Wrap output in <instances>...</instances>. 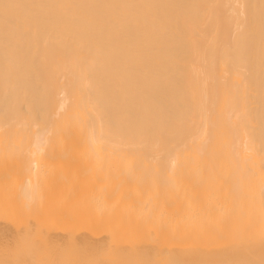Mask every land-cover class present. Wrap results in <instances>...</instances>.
<instances>
[{
    "label": "bare ground",
    "instance_id": "obj_1",
    "mask_svg": "<svg viewBox=\"0 0 264 264\" xmlns=\"http://www.w3.org/2000/svg\"><path fill=\"white\" fill-rule=\"evenodd\" d=\"M23 164L97 214L2 223L1 264H264V0H0L1 192Z\"/></svg>",
    "mask_w": 264,
    "mask_h": 264
},
{
    "label": "rangeland",
    "instance_id": "obj_2",
    "mask_svg": "<svg viewBox=\"0 0 264 264\" xmlns=\"http://www.w3.org/2000/svg\"><path fill=\"white\" fill-rule=\"evenodd\" d=\"M39 170H32L28 165H19L13 167L8 170L7 173L10 174L11 183L10 188L4 190V192L0 191V240H7L5 235L9 234L7 228L2 223H10L11 227H21V225L25 224L26 219H28L34 214H42L51 212L54 210L55 216L59 219L60 225H62L61 229H65V233H76L77 231L86 227V225L93 224L90 222L94 221L95 215L97 214V210L93 207L87 206L85 204L77 205L74 207L62 208L58 207V204L61 205L59 200L48 199V191L50 189L49 184L41 183L39 186V191L36 194L32 195V199L29 200L27 197H24L20 194V186L21 181L26 178L31 177L35 173L37 174ZM67 217L73 218L75 217L77 221V225L68 228L70 222ZM56 228L55 221H50L47 224L43 225V228L40 230H35L32 233L31 239L34 243L39 246L45 241L48 233L53 231ZM49 231V232H48ZM65 244H70L69 242H65ZM106 250V249H105ZM108 254V253H107ZM33 264H43L44 263V253L41 252L35 258ZM1 264V263H0Z\"/></svg>",
    "mask_w": 264,
    "mask_h": 264
}]
</instances>
